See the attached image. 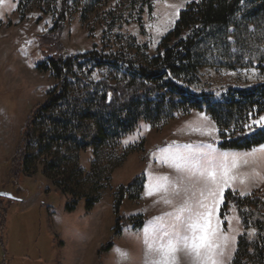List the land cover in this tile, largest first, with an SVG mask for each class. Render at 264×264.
<instances>
[{
  "label": "rangeland",
  "instance_id": "obj_1",
  "mask_svg": "<svg viewBox=\"0 0 264 264\" xmlns=\"http://www.w3.org/2000/svg\"><path fill=\"white\" fill-rule=\"evenodd\" d=\"M19 1L0 3V193H11L17 198L0 196V264H146L144 228L153 218L173 211L183 202L182 189L186 185L182 174L170 162L161 159L165 155L161 149L183 151L185 145L196 148L212 145L218 151L239 154L255 150L254 155H241V164L234 170L237 179L224 191L217 210V217L223 222L222 230L235 237L230 257L225 260V264H231L244 227L234 203L229 201L223 209L225 194L230 190L242 197L258 194L264 198V151L261 150L264 144L249 150L223 148L218 126L206 112L179 115L159 130L149 123H141L134 134L122 141V148L140 146L144 142L143 148L131 153L124 164L115 169L110 186L100 191L102 197L90 211L86 210L85 199L69 211L71 195L47 179L41 169L37 173L29 169L32 174L28 175L12 165L28 116L47 99L48 91L61 83L50 72L38 69L40 64L48 63V55L58 49L39 40L41 36L59 40L64 59L96 51L112 55L117 62L126 59L135 67H149L151 59L160 54V43L174 28L180 11L194 0H153L152 11L145 8L142 18H139V9L144 0H138L134 9L129 0H69L65 5L64 0H58L55 14L45 13L53 6L52 0H41L43 9L28 5L23 18L18 11ZM61 13L65 14V20L52 34ZM223 45L226 47L225 43ZM224 46L206 43L201 50L206 66L199 69L193 84L175 80L193 92L214 94L218 100L226 99L231 88L264 84V62L244 66L246 61L241 59L236 47H230L234 53L231 58L225 55ZM234 61L241 63L231 65ZM227 63L233 67L225 66ZM114 76L111 71L100 68L92 73L95 81L103 79L111 84L115 82ZM261 116L264 112L251 117L248 124ZM253 129L257 126L253 125ZM257 130L247 128L246 134ZM80 162L90 171V149L80 153ZM157 177H168L167 182L160 181L166 183L167 191L149 196V185L155 183ZM138 179L145 180L144 190L139 199L126 197L123 201L122 231L116 235V192L119 187H128ZM177 184L181 188L178 196L174 190ZM79 190L81 193L91 191L88 185ZM96 194L91 192L92 196ZM165 198L172 200V204L163 203ZM108 244H112L111 249L104 251ZM117 249L126 252L127 258H122ZM177 262L191 264L183 251L177 254Z\"/></svg>",
  "mask_w": 264,
  "mask_h": 264
},
{
  "label": "trees",
  "instance_id": "obj_2",
  "mask_svg": "<svg viewBox=\"0 0 264 264\" xmlns=\"http://www.w3.org/2000/svg\"><path fill=\"white\" fill-rule=\"evenodd\" d=\"M57 1L52 0L53 6L44 12L55 14ZM68 1L64 0L63 4ZM129 2L134 9L138 0ZM32 4L43 9L41 0L19 1L18 11L22 18L25 7ZM145 8L151 12L153 0H144L139 18ZM64 15L59 14V22L50 33L55 34L61 28ZM39 40L58 49L48 55V63L40 64L38 69L50 72L61 83L49 90L47 99L28 116L12 165L28 175L41 169L47 179L71 195V203L67 205L69 211H73L82 199H85L87 211L100 201V191L110 186L115 169L121 167L131 153L143 148L144 142L140 146L122 148V141L134 134L141 123H149L159 130L179 115L201 111L209 114L217 124L223 148L249 150L264 144V131L247 135L244 127L251 117L264 112V84L231 88L230 97L218 100L214 94L193 92L175 80L181 79L187 85L195 82L199 69L206 66L201 54L206 43L222 47L225 43V55L231 58L234 53L230 47L235 46L241 59L246 61L244 66L260 64L257 61L263 63L264 0H194L188 3L180 11L174 28L162 39L160 54L151 59L149 67H135L126 59L117 62L112 55L96 51L64 59L59 40L47 35ZM79 59L83 60L79 62ZM240 63L234 61L231 65ZM231 65L225 64L233 67ZM89 66L92 67L86 70ZM95 68L111 71L115 82L95 81L92 78ZM88 149L92 151L90 171L80 162V153ZM29 169L33 172L29 173ZM83 185L90 186L91 191L81 193L79 189ZM144 186L145 180L138 179L128 187L118 188L116 235L122 231L120 208L123 201L126 197L139 199ZM91 192L97 194L92 196ZM229 201L237 206L244 227L231 264H264V198L258 194L242 197L228 190L224 210ZM111 247L112 244H108L103 250Z\"/></svg>",
  "mask_w": 264,
  "mask_h": 264
},
{
  "label": "snow or ice",
  "instance_id": "obj_3",
  "mask_svg": "<svg viewBox=\"0 0 264 264\" xmlns=\"http://www.w3.org/2000/svg\"><path fill=\"white\" fill-rule=\"evenodd\" d=\"M253 125L264 131V116L244 127L251 131L257 130L253 129ZM184 149H161L165 153L161 159L170 162L182 174L186 185L182 189L183 202L174 207L173 211L153 218L144 228L146 264H178L177 254L181 251L191 264H225L226 258L230 257L231 243L235 237L222 230L223 222L217 217L218 206L223 200L224 191L231 188L237 179L234 170L241 164V155H254L255 150L243 154L221 152L212 145L204 148L185 145ZM261 150L264 151V146H261ZM243 162L247 163V160ZM155 181L149 185V196L161 190L167 191L166 183L160 181L167 182L168 177H157ZM174 190L177 196L180 195L179 184L174 185ZM232 190L235 191L234 188ZM163 203L170 205L172 200L165 198ZM229 231H232L231 227ZM117 251L122 258H127L126 252L120 249Z\"/></svg>",
  "mask_w": 264,
  "mask_h": 264
},
{
  "label": "water",
  "instance_id": "obj_4",
  "mask_svg": "<svg viewBox=\"0 0 264 264\" xmlns=\"http://www.w3.org/2000/svg\"><path fill=\"white\" fill-rule=\"evenodd\" d=\"M0 196L5 197V198H10V199H17L11 193H7V192H1Z\"/></svg>",
  "mask_w": 264,
  "mask_h": 264
}]
</instances>
